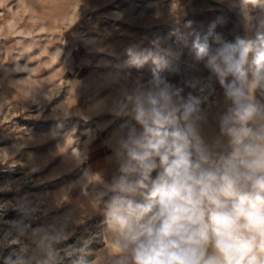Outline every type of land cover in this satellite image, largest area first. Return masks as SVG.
I'll use <instances>...</instances> for the list:
<instances>
[{
  "label": "rangeland",
  "instance_id": "rangeland-1",
  "mask_svg": "<svg viewBox=\"0 0 264 264\" xmlns=\"http://www.w3.org/2000/svg\"><path fill=\"white\" fill-rule=\"evenodd\" d=\"M217 18L254 38L264 0H0V264H112L101 193L131 123L122 93L198 80L211 142L223 89L190 49Z\"/></svg>",
  "mask_w": 264,
  "mask_h": 264
},
{
  "label": "clouds",
  "instance_id": "clouds-1",
  "mask_svg": "<svg viewBox=\"0 0 264 264\" xmlns=\"http://www.w3.org/2000/svg\"><path fill=\"white\" fill-rule=\"evenodd\" d=\"M219 22L190 49L223 89L211 142L198 80L179 85L154 74L122 93L131 123L101 193L119 249L112 264H264V100L256 96L264 90V18L254 38L229 39Z\"/></svg>",
  "mask_w": 264,
  "mask_h": 264
}]
</instances>
